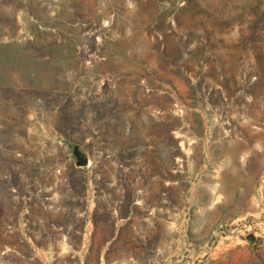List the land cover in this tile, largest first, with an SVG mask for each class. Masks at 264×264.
Listing matches in <instances>:
<instances>
[{
    "label": "rangeland",
    "instance_id": "1",
    "mask_svg": "<svg viewBox=\"0 0 264 264\" xmlns=\"http://www.w3.org/2000/svg\"><path fill=\"white\" fill-rule=\"evenodd\" d=\"M0 264H264V0H0Z\"/></svg>",
    "mask_w": 264,
    "mask_h": 264
},
{
    "label": "water",
    "instance_id": "2",
    "mask_svg": "<svg viewBox=\"0 0 264 264\" xmlns=\"http://www.w3.org/2000/svg\"><path fill=\"white\" fill-rule=\"evenodd\" d=\"M74 155L77 159L76 165L78 167H84V166H87L89 164L88 157L84 153H82L78 147L74 148ZM248 240L250 242H253L255 240V236L252 234L249 235Z\"/></svg>",
    "mask_w": 264,
    "mask_h": 264
}]
</instances>
